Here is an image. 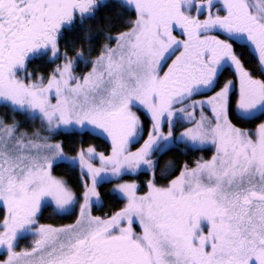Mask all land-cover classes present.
Masks as SVG:
<instances>
[{
	"label": "snow or ice",
	"instance_id": "6c2138e0",
	"mask_svg": "<svg viewBox=\"0 0 264 264\" xmlns=\"http://www.w3.org/2000/svg\"><path fill=\"white\" fill-rule=\"evenodd\" d=\"M0 264H264V0H0Z\"/></svg>",
	"mask_w": 264,
	"mask_h": 264
},
{
	"label": "trees",
	"instance_id": "16d2710c",
	"mask_svg": "<svg viewBox=\"0 0 264 264\" xmlns=\"http://www.w3.org/2000/svg\"><path fill=\"white\" fill-rule=\"evenodd\" d=\"M65 222H67V221H65Z\"/></svg>",
	"mask_w": 264,
	"mask_h": 264
}]
</instances>
